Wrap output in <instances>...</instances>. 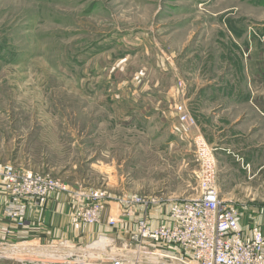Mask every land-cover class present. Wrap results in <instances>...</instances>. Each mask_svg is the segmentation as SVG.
I'll return each mask as SVG.
<instances>
[{"label":"rangeland","instance_id":"obj_1","mask_svg":"<svg viewBox=\"0 0 264 264\" xmlns=\"http://www.w3.org/2000/svg\"><path fill=\"white\" fill-rule=\"evenodd\" d=\"M197 136L215 149L216 187L239 223L263 222L264 0H0V165L164 209L197 196ZM99 239L15 244L25 248L0 264L124 253ZM94 245L99 255L78 259Z\"/></svg>","mask_w":264,"mask_h":264},{"label":"built area","instance_id":"obj_2","mask_svg":"<svg viewBox=\"0 0 264 264\" xmlns=\"http://www.w3.org/2000/svg\"><path fill=\"white\" fill-rule=\"evenodd\" d=\"M174 115L183 127L195 124L181 104L175 105ZM194 148L197 196L164 209L156 199L137 195L115 199L103 189H71L49 175L0 165L4 214L16 227H24L29 207L40 208L48 198L62 195L73 200L75 221L93 227L101 224L106 203L114 202L121 217L112 215L107 225L127 219L133 229L121 244L124 253L111 254L110 264H140L142 260L148 264H264V220L239 223L241 214L220 198L216 187L215 149L200 136L194 139Z\"/></svg>","mask_w":264,"mask_h":264},{"label":"crops","instance_id":"obj_3","mask_svg":"<svg viewBox=\"0 0 264 264\" xmlns=\"http://www.w3.org/2000/svg\"><path fill=\"white\" fill-rule=\"evenodd\" d=\"M5 203V194L0 191V246L4 247L29 241L52 244L72 240L83 243L88 242L94 236H105L111 241L110 251H118L113 245L125 241L133 229V223L127 219L114 225H107V219L112 215L121 217L119 207L114 202L106 203L101 224L93 227L75 221L73 218L74 203L68 196L59 195L48 198L42 202L40 208L29 207L24 218V227H16V222L10 221L5 216ZM140 264H148V262L142 260Z\"/></svg>","mask_w":264,"mask_h":264},{"label":"bare ground","instance_id":"obj_4","mask_svg":"<svg viewBox=\"0 0 264 264\" xmlns=\"http://www.w3.org/2000/svg\"><path fill=\"white\" fill-rule=\"evenodd\" d=\"M98 242H100V244L102 245V247L104 249V242L105 243H109L110 240L108 241V239H106V238H100ZM98 242H96V243H98ZM96 243H94V244H96ZM24 248L25 247L19 249L18 247L13 246L12 248L10 247V251H8V252H10V253H17L20 250H23ZM26 248H27L26 250H28V249H32V248H38V247H31L30 246V247H26ZM52 250L55 251V252L50 253V254H38L37 256H34V257H38V256L41 255L42 257L49 256L50 258H55L60 253L65 254L66 256H72L71 254H75L74 250L73 249H70V248H68L67 250L65 248L63 250H59L57 248H52ZM75 251L79 252L76 249H75ZM4 252L6 253V251H4ZM34 253H37V252H34ZM34 253H32V254L33 255H36ZM100 253H101V249H99V247H97L96 245H94L92 250H80V252L79 253H76V255L77 256L79 255L78 256V259H79V257H81V258L84 257L83 255H85V254L88 255V256H95V255H99ZM136 256L137 257H143V255H139V254H137ZM49 257H47V258H49Z\"/></svg>","mask_w":264,"mask_h":264},{"label":"water","instance_id":"obj_5","mask_svg":"<svg viewBox=\"0 0 264 264\" xmlns=\"http://www.w3.org/2000/svg\"><path fill=\"white\" fill-rule=\"evenodd\" d=\"M13 246L15 245H9V246H5V247H0V253L6 251V253L8 251H10V247L12 248ZM53 247H39V248H32V249H28V250H25V251H30V252H37V253H34L36 255L38 254H50V253H53L55 251L52 250ZM58 253V252H57ZM62 254V253H60Z\"/></svg>","mask_w":264,"mask_h":264}]
</instances>
